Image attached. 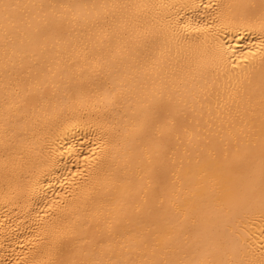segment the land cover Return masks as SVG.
<instances>
[{
  "label": "bare ground",
  "instance_id": "1",
  "mask_svg": "<svg viewBox=\"0 0 264 264\" xmlns=\"http://www.w3.org/2000/svg\"><path fill=\"white\" fill-rule=\"evenodd\" d=\"M0 264H264V0H0Z\"/></svg>",
  "mask_w": 264,
  "mask_h": 264
}]
</instances>
